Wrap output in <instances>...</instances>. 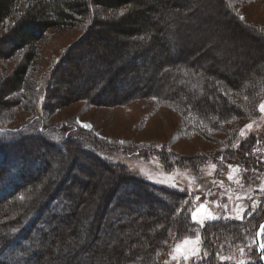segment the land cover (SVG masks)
<instances>
[{
	"label": "rangeland",
	"instance_id": "1",
	"mask_svg": "<svg viewBox=\"0 0 264 264\" xmlns=\"http://www.w3.org/2000/svg\"><path fill=\"white\" fill-rule=\"evenodd\" d=\"M173 1L174 7H178L175 10L178 11L153 12L148 15L151 27H158L161 34L158 46L162 47L158 50L164 61L161 66L176 59H192L194 62L210 63L211 73L226 76L240 74L244 77L254 67L262 68L264 36L223 14L221 2H225L243 23L264 29V0ZM138 5L146 11L148 2L141 0ZM121 12L124 9L108 12L99 4H94V18L80 17L71 26L47 29L34 47V58L27 63L26 86L21 88L15 86L11 76L13 70L23 62L26 50L5 57L1 55L0 49V126L14 130L26 124L33 114L42 115L39 126L47 131L43 133L47 138L59 141L63 138V133L67 134L65 130L70 131L69 127L66 129L68 124L72 125V130L75 129L73 125H76L77 130L67 134L68 137L81 134L82 141L88 142L89 146L96 145V150L101 155H106L114 164L125 167L134 175L186 191L188 212L192 223L196 225L195 233L170 242L158 264L246 263L252 254L251 223L264 210V112L259 110V106L264 103V95L257 105L255 116L229 123L225 119L220 120L217 132L210 125L199 128V122L192 117L183 121L178 109L171 103L151 95L153 91L158 93V85L168 84V76L164 72L160 73L161 66H157L154 49L146 50L145 56L139 60L131 59L124 52H128L132 40L114 36L108 26L100 24L94 28L96 34L85 38V32L90 26L119 16ZM13 21L14 19L9 18L0 24V41ZM143 41L145 43H142V47L147 45V41ZM79 47L83 50L78 53ZM68 53L71 58L67 62V66H70L65 75L67 82L59 86L60 92H67V95L60 99V107L50 110L45 102L47 86L54 82L64 56ZM244 64L245 74L242 71ZM89 75L92 77L88 78ZM105 80H108L107 84L111 87L115 85V92L110 91L111 87L108 88ZM101 85H104L102 91L99 90ZM135 85L146 92L131 101L117 98L124 95L122 90H130ZM113 94L115 97L112 98ZM98 99L100 101L97 102ZM78 120L91 127H82L77 123ZM246 125H252V128L249 130ZM242 129L245 131L243 137L240 135ZM31 134L33 133L27 131L23 133V138L28 137L26 146H48L51 154L47 159L52 161L51 171L77 179L72 190L73 199L86 201L90 198L91 206L98 203V207L103 206L98 194L109 190L110 183L107 179L113 172L98 166L87 153L79 152L76 148L71 152L74 155L72 164L67 162L71 168L56 172V162L62 160L61 155L64 154H57L54 145L32 137ZM138 147L143 150H136ZM68 148L70 150L72 146ZM103 148H107L105 152L102 151ZM222 149L235 150L246 156L255 155L261 168L243 167L227 161L218 162L213 154ZM68 181L64 179L61 185ZM81 184L86 185V188ZM23 204H11L10 211L6 216H0V221L15 223L22 217L16 208ZM201 205L204 207L201 208ZM86 209L83 206L81 219ZM194 211L197 213V220L204 221L203 225L193 221ZM211 223L217 227L210 231L211 234L205 241L200 232ZM82 225L84 226V222ZM102 232L105 237L108 233L107 225H103ZM69 237L68 239L72 238ZM197 237L200 255L195 259L185 261L179 252L174 251L177 245H181L182 251L187 249L184 254L190 255L197 246ZM186 239L191 243L183 244ZM261 240L264 242V234H261ZM64 243L65 255L62 256L61 247L60 250L57 248L52 256L54 262L63 261L73 253L81 257L91 248L77 239L69 243L63 241L62 245ZM82 246L84 247L81 248ZM173 256L178 258L173 259ZM212 260L216 263H212Z\"/></svg>",
	"mask_w": 264,
	"mask_h": 264
},
{
	"label": "trees",
	"instance_id": "2",
	"mask_svg": "<svg viewBox=\"0 0 264 264\" xmlns=\"http://www.w3.org/2000/svg\"><path fill=\"white\" fill-rule=\"evenodd\" d=\"M140 1L0 0V24L9 18L14 19L0 41L1 55L7 57L26 50L23 62L12 72L11 79L15 86H26L27 63L34 58V47L46 30L51 27L71 26L80 17L92 19L94 4H99L108 12L124 9V14L90 26L85 32V38L96 34L94 28L97 24L108 26L114 36L132 40L128 52H124L125 56L130 55L131 59L139 60L145 56L146 50L154 49L157 66L160 67L164 62L158 51L162 48L158 47L161 34L158 27H151L148 15L170 10L174 13L178 11L175 10L178 7H174L173 0H146L148 5L144 11L138 5ZM224 3L221 2L223 14L264 36V29L243 23ZM143 39L147 41L144 47ZM82 50L79 47L77 52ZM70 56V53L64 56L54 82L47 86L45 102L50 110L60 107V99L67 95V92H60L59 86L67 82L65 75L70 69V66H67ZM160 68V73L164 72L165 76H168V84L158 85V93L153 91L151 95L171 103L178 109L183 121L189 117L195 118L199 122V128L210 125L214 132H217V123L220 120L225 119L229 123L255 116L257 105L264 95V65L260 69L254 67L245 77L240 74L226 76L211 73L210 63L194 62L192 59H176ZM242 68L245 74L246 65ZM91 77L92 75H89L88 78ZM105 83L107 84L108 80H105ZM104 85L100 86V91L104 90ZM107 86L110 89L111 85ZM114 87L115 85H112L111 92H115ZM122 91L125 92L124 95L117 98L121 97L125 101H131L146 92L136 85L130 90ZM113 95L112 98L115 97V94ZM42 119V115L33 114L25 125L14 130L0 126V216H6L14 202L24 203L22 207L16 208L22 217L15 223L0 221V264H158L170 242L194 235L196 225L192 223L188 212L186 191L156 184L134 175L125 167L114 164L106 155H101L96 150V145L89 146L88 142L82 141L81 134L77 132L75 137H68L67 134L77 130L76 125H73L76 130L70 129L72 125H67L66 129L69 127L70 131L65 130L67 134L63 133L64 139L54 141L47 138L43 133L47 131L39 126ZM25 131L32 132V137L43 142H50L57 154H64L61 155L62 160L56 162V172L68 171L71 168L67 162L73 161L74 155H71V152H74L75 148L79 152L87 153L98 166L112 171L107 179L110 183L109 190L98 194L103 206L98 207L99 203L91 206L90 198L86 201L74 200L72 190L74 182H78L77 179L51 171L52 161L47 159L51 154L48 146H26L28 137L23 138L27 135H23ZM70 146L72 149L69 150ZM106 149L103 148L102 151L105 152ZM136 150L143 149L138 147ZM149 152L150 150L147 151ZM213 156L218 162L227 161L243 167L261 168L255 155L246 156L235 150L222 149ZM64 179L69 181L61 185ZM82 187L86 188V185ZM144 199L148 200L145 202ZM83 206L87 209L81 219ZM263 218L264 210L251 223L252 254L245 264H262L258 262L254 234ZM83 222L84 226H81ZM103 225L108 228L105 237L102 232ZM215 227L217 225L211 223L200 232L205 241L211 234L210 231L216 230ZM76 239L85 242L86 247H91L86 254L80 257L79 254L73 253L63 261L54 262L53 253L60 250V247L62 256L66 253V244L62 245V242L69 243ZM104 252L105 255H102ZM212 263L216 261L212 260Z\"/></svg>",
	"mask_w": 264,
	"mask_h": 264
},
{
	"label": "snow or ice",
	"instance_id": "3",
	"mask_svg": "<svg viewBox=\"0 0 264 264\" xmlns=\"http://www.w3.org/2000/svg\"><path fill=\"white\" fill-rule=\"evenodd\" d=\"M123 14H124V12H121V13H120V15H123ZM241 18H242V17H241ZM259 110H260L261 112H264V103H262V104L259 106ZM77 123H78V124H81V126H82V127H85V128H90V127H91V125H89V124H85V123H83V122H81V121H79V120L77 121ZM245 127H246L247 129L250 130V129L252 128V125H246ZM240 135H241V137L245 136V131H244L243 129L241 130ZM121 143H123V142H121ZM230 178H231V177H230ZM253 205L256 206V205H255V202H253ZM200 207L203 208L204 206L201 205ZM242 214H243V210H241V215H242ZM211 218L214 219V218H216V217H211ZM192 219H193V221L196 222V223H199V224H201V225L204 224V221H203V220H197V213H196L195 211L192 212ZM258 234H264V225H261L260 233H258ZM189 243H191V241L188 240V239H186V240L183 241V244H189ZM259 247H260V249L264 250V242L260 243ZM174 251H175V252H179V253H180V256H181L185 261H188V260H191V259H195L196 257H198V256L200 255L199 238L197 237V246H196V248H194V249L191 251V254H190V255H185V254H184V252L187 251V249H185V250L182 251V250H181V245H177L176 248L174 249ZM240 251H241V253H243V249H241ZM204 255L207 256V253H205ZM172 258H173V259H177L178 257L173 256ZM262 258H264V257H262ZM222 259H223V258H222ZM240 264H245V262H244V261H241Z\"/></svg>",
	"mask_w": 264,
	"mask_h": 264
},
{
	"label": "water",
	"instance_id": "4",
	"mask_svg": "<svg viewBox=\"0 0 264 264\" xmlns=\"http://www.w3.org/2000/svg\"><path fill=\"white\" fill-rule=\"evenodd\" d=\"M261 225H264V219H262L256 227L255 246H256L257 253H258V257H259L258 262L264 264V258H262V257H264L263 250L260 249V247H259V245L261 243V234H258V233H260Z\"/></svg>",
	"mask_w": 264,
	"mask_h": 264
}]
</instances>
